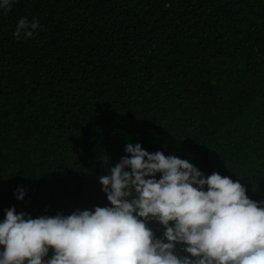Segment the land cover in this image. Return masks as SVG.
Wrapping results in <instances>:
<instances>
[{"label":"trees","instance_id":"1","mask_svg":"<svg viewBox=\"0 0 264 264\" xmlns=\"http://www.w3.org/2000/svg\"><path fill=\"white\" fill-rule=\"evenodd\" d=\"M21 17L39 22L29 39L13 37ZM126 143L264 199V0H15L0 14V220L106 206L98 177Z\"/></svg>","mask_w":264,"mask_h":264},{"label":"clouds","instance_id":"2","mask_svg":"<svg viewBox=\"0 0 264 264\" xmlns=\"http://www.w3.org/2000/svg\"><path fill=\"white\" fill-rule=\"evenodd\" d=\"M14 2L0 0V14ZM38 26L21 17L13 37L29 39ZM124 153L98 177L106 206L36 217L5 209L0 264H264V199L177 155L140 143ZM25 194L13 191L17 201Z\"/></svg>","mask_w":264,"mask_h":264}]
</instances>
